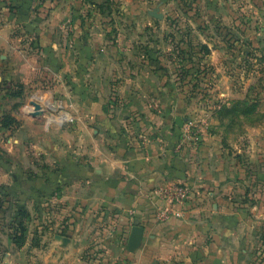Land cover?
I'll use <instances>...</instances> for the list:
<instances>
[{"label":"crops","instance_id":"1","mask_svg":"<svg viewBox=\"0 0 264 264\" xmlns=\"http://www.w3.org/2000/svg\"><path fill=\"white\" fill-rule=\"evenodd\" d=\"M99 2L0 0V87L32 92L16 111L0 89V119L6 102L12 122L0 183L15 175L11 207L23 197L42 213L21 247L12 227L3 262L26 247L44 264H264V0H216L200 17V47L188 50L212 80L211 116L195 147L175 122L190 109L175 103L170 16L148 14L167 2L119 0L132 13L116 15ZM179 184L191 197L156 218L155 190ZM136 224L143 238L129 251Z\"/></svg>","mask_w":264,"mask_h":264},{"label":"rangeland","instance_id":"2","mask_svg":"<svg viewBox=\"0 0 264 264\" xmlns=\"http://www.w3.org/2000/svg\"><path fill=\"white\" fill-rule=\"evenodd\" d=\"M99 1L100 4L103 0ZM111 1L113 3V7L111 8L113 14H121L125 11H127L128 13H132V11H130L131 6H129L127 9H124L123 7L119 6V0ZM164 1L167 2L166 5L155 6L148 11V14L150 16H154L153 11H156L162 17L165 15L170 16L171 24L170 26H168V28H170L168 34H165L167 35V37L164 38V42L168 44L171 51L174 52L172 54V62L176 66L173 78L175 81V85L173 86V90L175 91V103L179 107L184 106L186 107V109H190L189 114L185 115V126L188 124L200 125L202 122L205 125L206 119L208 120L211 116V112L206 109L207 104L204 101L205 89L209 86H206L204 82L206 79H208V82L206 81L208 84L209 81L211 82L212 80L204 76L203 69L200 66V56L195 53H190L188 48L193 46L199 49L200 41L198 38V32L200 31V17H203L206 14L210 15V11H213L214 14L216 13V0H161V2L158 3H162ZM97 4L98 3H96V5ZM183 19L191 20L190 25L185 26L182 23ZM180 20L182 22H180ZM147 27L150 28L151 26ZM159 29L166 31L167 27H161ZM190 30H194L195 33L192 37L186 35ZM185 39H187V42L184 41ZM209 72H211V70H209ZM223 72L226 75H232L231 70H220L218 73L214 71L213 77L214 75L223 74ZM13 85L14 87H12ZM12 86L7 88L6 84L2 82V86L0 87V89L2 90L1 92H4L5 94L10 93L15 96L16 102L14 104L16 107L14 106V108H16L15 110L17 111V106L19 107L23 105V98L25 94L26 96H29L32 92H30L31 89L29 87H24L23 85H20L18 83H12ZM262 88L263 87L261 85L257 86L255 92L259 94L262 91ZM211 105H213L214 107L215 102H213V104ZM48 107L51 111V108H55V104H49ZM2 108L3 110H5L4 113L6 114H2L0 119V142H4V144H6L7 138L11 134L8 133V123L12 122L9 119V117L11 118V115L7 114L8 103L4 102ZM211 111H213L212 116L215 117V109L213 108ZM207 112L209 113L208 115ZM4 144H0V173H2V171L4 173L7 172L3 167L6 168L5 165L9 164V156ZM10 174L11 173L5 176V180L3 181V183H0V224L2 225V227L0 228V245L2 246L0 247V264H7L3 262L2 256L5 248H7L8 234L12 227L15 226L17 230L20 228V225L24 224L25 226H27V224H30V233L28 234L29 239L35 234V224L37 226L39 225L40 220H38V218H42V213L40 214V209H38L37 206L39 204V201L37 200L31 201V199H28L29 201L26 202V198L24 199L23 197H17L14 200L13 204L17 203L21 206L11 207L12 199L14 198L12 193H19L21 189H18L17 185H15L14 188L8 190L9 186H13V177L15 176L13 174ZM16 181L18 182L19 180L17 179ZM18 225L19 228H17ZM25 234H27V231L26 233L22 234L24 238ZM18 235H20V231ZM10 238L13 239V236H11ZM1 239L4 240V243ZM38 244L39 240L32 241V245ZM26 251V247L17 251L15 253V258L12 264H29V261H27L29 256H32L34 258L32 264H44L39 262L40 258L37 256L39 254L38 250H35V253L37 254H31L28 252V257L25 256ZM49 263L51 264V262ZM95 264H99V262L95 261Z\"/></svg>","mask_w":264,"mask_h":264},{"label":"built area","instance_id":"3","mask_svg":"<svg viewBox=\"0 0 264 264\" xmlns=\"http://www.w3.org/2000/svg\"><path fill=\"white\" fill-rule=\"evenodd\" d=\"M203 126V122L200 125H186L181 144H190L191 147L197 146L201 141ZM154 194L162 200V204L158 207L156 213V218L162 220L167 219L175 208L185 204L191 197L189 188L183 184L175 185L170 188L157 189Z\"/></svg>","mask_w":264,"mask_h":264},{"label":"water","instance_id":"4","mask_svg":"<svg viewBox=\"0 0 264 264\" xmlns=\"http://www.w3.org/2000/svg\"><path fill=\"white\" fill-rule=\"evenodd\" d=\"M153 15L155 17L160 16L156 11H153ZM183 121L184 120L180 117H176L175 119V122L180 126L183 124ZM143 232H144V229L140 225L136 224L131 227L130 234H129L128 241H127V249L129 251H133L139 247V245L141 244L142 238H143Z\"/></svg>","mask_w":264,"mask_h":264},{"label":"trees","instance_id":"5","mask_svg":"<svg viewBox=\"0 0 264 264\" xmlns=\"http://www.w3.org/2000/svg\"><path fill=\"white\" fill-rule=\"evenodd\" d=\"M8 124H10V123H8ZM17 228H19V225H18ZM18 230L20 231V235H18L19 234ZM26 230L27 229H26V226L24 224L20 225V228L17 229V231L15 233V236H14L15 244H16L17 247L23 246V244L25 242V238H24V236H22V234L26 233Z\"/></svg>","mask_w":264,"mask_h":264}]
</instances>
